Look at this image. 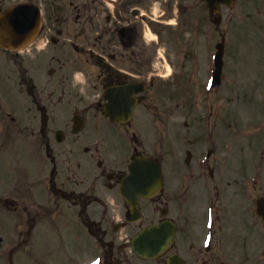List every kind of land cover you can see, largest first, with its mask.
<instances>
[{"label":"flooded vegetation","instance_id":"flooded-vegetation-1","mask_svg":"<svg viewBox=\"0 0 264 264\" xmlns=\"http://www.w3.org/2000/svg\"><path fill=\"white\" fill-rule=\"evenodd\" d=\"M11 1L14 0H0V11L2 5ZM42 2L69 4L66 11L62 10L55 17L45 7L41 34L47 36V44L54 46V53L48 61L53 66L50 70L52 73L49 71L46 76V65L41 61L34 63L28 60H7V76L3 75V70L0 69V158L11 156L14 166L17 162L28 164L24 171L26 175H33L34 182H30L27 175V189L34 190L35 194L48 192L49 195L48 198L42 196V199L35 196L32 207L27 202L22 204L10 189L8 180L0 176V193L6 194L9 190L8 212H15L16 206L21 205H25L24 208L28 210L27 221L10 223L8 227L9 221L13 220L8 219L6 226H0L3 230L0 234V244L3 243L4 236L8 238L10 257L14 256L16 249L21 248L19 252L29 258L33 249L38 252L36 254L39 260L46 261L47 246L50 243L47 221H50L59 222V232L62 234L57 239L65 244L64 253L69 259L74 255L73 244H77L79 236L85 248L98 245L104 257L103 264H165L167 258L170 260L176 254L184 259L185 264H264L261 236L264 229L260 227L233 224L229 228L227 238L213 235L210 246L201 247L204 234L203 216L197 217L191 208L196 205V200H191L192 188L176 189L173 184L143 206L149 212V222L160 218V212H157L165 207L169 215L178 221V239L175 247L165 256L146 260L133 252L130 253L122 244L116 219L119 214L120 219L125 221L126 208L121 204L116 210L109 204L107 207L103 206L101 202L117 196L120 177L126 169L122 160L128 157L127 153L131 148L137 147L134 140L143 136L144 123L136 112L127 124L111 126L110 120L104 115L102 121L95 123L94 108L89 106V98L110 85L141 81L142 26L136 15L131 11L128 13L126 8L140 0H121L114 11L107 8L106 0H89L90 5L85 6V14L92 25L91 29L77 27V11L72 12L73 8L78 10L75 0ZM240 2L243 6L249 5V15H262L255 30L262 29L261 34H257L256 41L262 36L264 43V0ZM68 22L71 24L64 27ZM75 24L76 26H73ZM53 31L54 34L51 33ZM52 38L56 43H52ZM80 39L85 41L82 45L74 44ZM256 41L250 38L251 48ZM73 46L82 60H86L92 67L87 78L90 86L85 93L81 92L74 77L60 74L65 50ZM137 96L141 101V94ZM97 110L104 113V105L97 107ZM215 110L219 109L215 107ZM207 111V108L201 109L200 134L186 131L188 139L191 136L199 138L198 141L187 140V145L197 157L207 155L208 148L212 147L208 162L221 185V203L230 206L234 201V193L232 190H225L223 184L225 179L234 174L229 171V168L232 169V163L229 166L228 159L224 161L222 157L223 146L218 140L222 133L220 117L216 118L217 114H214L212 109L207 117ZM71 113L86 115L90 121L89 126L102 129L104 139L99 146H93L94 138L90 129H74ZM59 128L64 130L62 140L56 138ZM207 129L210 131L207 132ZM118 131L120 136L117 135ZM157 142L158 140L153 138V143ZM170 144L173 147L174 141L170 140ZM174 153L172 149L169 158ZM172 162H168L166 169L167 182L169 174H173ZM176 175L178 179L194 176L193 173ZM182 175H185V178ZM11 180L17 183L19 190L25 187L20 179ZM216 199L219 200V197ZM190 205L191 207H188ZM101 214L104 216V222H99ZM8 217L10 218V215ZM144 225H128L125 231L129 236H133ZM262 227L264 228V221ZM237 239H242L244 243L240 254H236L232 249ZM68 264L82 262L76 260L75 263L69 261Z\"/></svg>","mask_w":264,"mask_h":264},{"label":"rangeland","instance_id":"rangeland-1","mask_svg":"<svg viewBox=\"0 0 264 264\" xmlns=\"http://www.w3.org/2000/svg\"><path fill=\"white\" fill-rule=\"evenodd\" d=\"M158 2H161V0H158ZM166 3L169 5H167ZM166 3H163L162 6L163 8L165 7L168 10L167 16L172 17L171 19H174L175 22H178L179 24L165 28L166 24L154 22L148 18L151 22L153 29L156 28L160 30L159 31L160 38L158 39V41L150 42V43H157L154 45H158V48H160L159 50V49H155L154 47H152L153 53L155 56L158 53L157 51H160L161 53H165L168 62L171 64L172 67L174 66V68L177 70L176 76H178V68L183 71L184 67H188L189 69L195 70L197 72L198 76L195 75L194 77H191L189 75L190 72L188 73L189 71L188 68H186L185 69L186 72L183 74V80L186 81L187 78H189L192 82L190 84L192 87L193 94L189 97V100L192 103L191 109L193 110L195 108H202L204 106L203 100L201 98L195 99V97L200 96V93H199L200 87L202 86L203 81H205L206 79V77H204L205 71L203 70V63L204 61L209 59V55L213 51L214 42L219 37L218 32L215 29H213L209 37L205 36L204 27H203V32H202V23H201V19L199 15H201L202 17L203 11L201 9V6L198 4V0H168ZM157 5H159V3H157ZM176 6L179 8V11H178L179 13L177 14H176L177 9L175 10ZM157 8H158V11H156V13L159 15L161 11L159 7ZM173 11H175V13H173ZM246 13H247L246 6L240 5V8L238 9V14L234 16L235 19L230 24L228 23V25L230 26V29L234 27V24H236L237 22L242 23V24L245 23L246 19L244 18L246 16ZM258 17L260 18L262 17V15ZM236 19H238V21H236ZM143 28L144 29L146 28L144 23H143ZM224 31L229 32L230 30H224ZM228 39H229V42L227 43L226 59L230 61L229 63L230 68L235 69L234 64L232 62L234 60L233 56H235V62H237L239 70L241 71V77H240L241 81L231 80V79H228L227 81H225L223 88H222V94H224L225 89L226 91L230 89H232V91H236L238 95L242 96L240 100H237L238 105L244 104V107L247 108V111L244 113H238V115L232 112V115H230L228 108H226L225 116L226 117L228 116V121L227 122L223 121V123H221L222 120L219 118V122L220 124L224 126L226 124L232 123L231 132L229 130L228 135L231 136L232 139H234L233 144L234 145L237 144L238 149L245 148L247 145L252 144V141H254V145H261L262 142H259V141L261 140L264 141V71H263V66L259 63H254L253 68H257V65H259L260 66L259 70L253 69L252 71H249L248 65L249 63L251 64V62H249L248 57H247L248 48L246 49L242 47L240 53H234V55H232V50L234 48H233L230 37H228ZM252 48L253 50H256L254 51L255 59L259 60L257 58V55L264 52L263 47L257 43ZM193 51L195 55L194 57L195 61L193 60V57H192ZM22 60H28L29 62H31L30 58L28 59L25 58ZM161 62H163V60ZM239 63L242 64L243 67H241ZM181 65L183 67H180ZM151 70H153V67L149 65H146V67L142 69L144 73H150ZM254 73H257V76H258V79L255 81V83L252 80ZM250 93H252L253 96L251 97V99H248L247 96ZM155 95L160 100L159 104L162 107L161 110L164 109L165 105H168L171 102V99L173 97V94L168 93V92H163L160 94L156 93ZM216 101L217 100H214V97H212V99H209L207 101L208 102L207 105H209V103H213L215 107ZM227 107H229L228 102H227ZM142 109H143L142 111L143 113L146 112L145 121L143 122L144 130L146 131V129H151L153 126L156 134L154 133L152 135L158 138V132L155 128V123L157 122L155 120V117L151 114L150 110L148 112L147 108H142ZM232 118L234 120H232ZM198 124L199 123L197 124L191 123V126L193 128H196ZM223 132H224V129H223ZM245 134H248V137H243ZM261 149H262L261 147H258V148L256 146L254 147L256 156H255V159L252 160V164H254L253 171L255 172L260 171L259 175L261 176V179L263 180L260 186L264 188V165H263L264 161L263 163L261 162L262 161V159L260 158V156L262 155L260 154ZM13 161L14 160L11 158V156L2 158V160L0 161V165L2 166L3 169H1L0 172L3 175L8 176L14 173V170L12 168ZM27 175L30 181L34 182L33 175L32 174H27ZM234 183L235 182L233 181V179L229 180L228 186H230L231 184L234 185ZM198 184L200 185L202 189H204V186L209 185L206 182V180L204 182H198ZM28 186H29V181L27 180L25 187L20 189L21 193L19 191L15 193L16 190H14L13 194L15 193L20 203L26 204L27 202L30 204V207H32L31 204H33L35 201V198H34L35 192L34 190H28L27 189ZM34 187L37 189L36 185H34ZM197 187L199 186L197 185ZM24 206L25 205L16 206L15 212H8L7 210H6L7 212L0 211V216H1V219L3 220V223L6 222L7 214L8 216L10 215V218L8 217L9 219H13L12 221L11 220L9 221V224L7 225L8 227H10L9 225H11L12 223H16L18 221H22V222L27 221L28 220V213H27L28 210L25 209ZM36 209L37 211H39L37 207ZM230 212L241 213L240 209L234 208V203L230 208ZM240 223L241 221L240 219H238L237 224H240ZM53 227L54 226H52V228ZM1 228H0V234H2V231H3ZM52 234L54 235L56 233L52 231ZM61 234L62 233H59V235ZM59 235H56L55 237L50 236V238H57V236ZM16 237H14V240H16ZM81 250L82 248L79 247V251ZM0 251H1V248H0ZM91 258L92 257H90V259ZM0 261L3 262L4 264H8V259H3ZM22 263L23 262H20V264Z\"/></svg>","mask_w":264,"mask_h":264},{"label":"water","instance_id":"water-1","mask_svg":"<svg viewBox=\"0 0 264 264\" xmlns=\"http://www.w3.org/2000/svg\"><path fill=\"white\" fill-rule=\"evenodd\" d=\"M1 20H3L0 24V28L1 29H6V28H11V18L9 16H6V17H3ZM37 21L34 25V21L32 22L31 26H30V29L24 33V34H18V33H15V34H8L7 31L6 32H1L0 31V40L1 39H4V42L6 45H11L13 44L15 41H17L18 39H22V40H26L29 36H31L36 28H37ZM2 31H5V30H2ZM14 35V37H13ZM10 40V41H8ZM2 41V40H1Z\"/></svg>","mask_w":264,"mask_h":264},{"label":"bare ground","instance_id":"bare-ground-1","mask_svg":"<svg viewBox=\"0 0 264 264\" xmlns=\"http://www.w3.org/2000/svg\"><path fill=\"white\" fill-rule=\"evenodd\" d=\"M149 37H152L150 34H148Z\"/></svg>","mask_w":264,"mask_h":264}]
</instances>
